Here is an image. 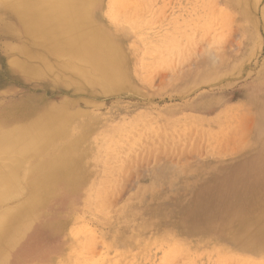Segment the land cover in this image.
I'll return each instance as SVG.
<instances>
[{
	"label": "rangeland",
	"instance_id": "rangeland-1",
	"mask_svg": "<svg viewBox=\"0 0 264 264\" xmlns=\"http://www.w3.org/2000/svg\"><path fill=\"white\" fill-rule=\"evenodd\" d=\"M96 18L116 44L114 81L53 55L29 79L11 61L37 67L41 53L0 22V108L22 92L71 112L56 144L72 142L80 180L0 261L264 264V0H96ZM18 161L19 174L32 163Z\"/></svg>",
	"mask_w": 264,
	"mask_h": 264
},
{
	"label": "bare ground",
	"instance_id": "bare-ground-1",
	"mask_svg": "<svg viewBox=\"0 0 264 264\" xmlns=\"http://www.w3.org/2000/svg\"><path fill=\"white\" fill-rule=\"evenodd\" d=\"M0 22L12 32H21L28 37L34 48L22 49L24 53L29 56L41 53L42 63L37 67H28L17 59L11 61V65L20 69L26 77L30 76L29 79L45 76L50 67L49 55L65 56L67 60L61 66L73 71L81 73L79 70L84 67L95 71L99 75L98 81H114L118 78L116 73L112 74L118 67L112 54V48L116 44L113 37L98 24L96 0H0ZM2 23L0 24L3 26ZM84 78L92 81L85 76ZM67 117H71V112L66 109H49L38 96L22 92L17 98L5 101L0 108V204L19 198L20 194H26L24 199L19 198L13 207L0 208V260L5 257L7 249H12L17 244L23 233L20 230L38 216L44 204L53 197L57 187L72 191L76 187L75 180L80 181L75 179L78 177L74 176L75 161L71 151L66 148L72 146V142L57 149L56 141L64 135L63 123ZM57 121L60 122L59 126ZM46 150L54 151L53 157H49L45 162L41 161L43 159L41 162L35 161L36 157ZM21 158L32 162L29 166L26 165L25 171L23 167L26 176L22 178L20 174L23 172L19 174V171L24 161H18ZM21 181L26 183L25 193H22L25 188L20 185ZM52 221L43 223L45 230L53 228ZM76 229L78 228H75L74 232L77 233ZM0 264H6V260L0 261Z\"/></svg>",
	"mask_w": 264,
	"mask_h": 264
}]
</instances>
